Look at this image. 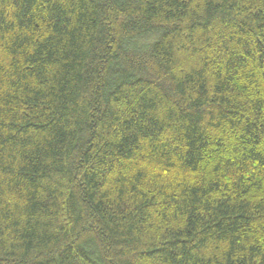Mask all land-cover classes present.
<instances>
[{
  "label": "trees",
  "instance_id": "1",
  "mask_svg": "<svg viewBox=\"0 0 264 264\" xmlns=\"http://www.w3.org/2000/svg\"><path fill=\"white\" fill-rule=\"evenodd\" d=\"M0 264H264V0H0Z\"/></svg>",
  "mask_w": 264,
  "mask_h": 264
}]
</instances>
